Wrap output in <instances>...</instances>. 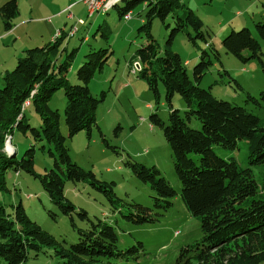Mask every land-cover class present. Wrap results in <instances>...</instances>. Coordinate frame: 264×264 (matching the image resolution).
I'll list each match as a JSON object with an SVG mask.
<instances>
[{
  "label": "trees",
  "instance_id": "trees-1",
  "mask_svg": "<svg viewBox=\"0 0 264 264\" xmlns=\"http://www.w3.org/2000/svg\"><path fill=\"white\" fill-rule=\"evenodd\" d=\"M123 6L115 5L119 17L130 12L137 3L146 7L144 24L139 27L147 37V43L136 51L138 76L143 78L149 90L159 99L158 85L165 90V100L170 105L167 123L158 114L150 115V123L161 128L170 147L174 172L180 182V197L186 210L199 220L201 240L179 250L175 264H259L264 261V171L255 177L252 166L264 167V118L246 106L216 98L210 89L199 83L209 69L210 60L206 51L200 54V62L193 67V79L187 73L185 62L179 54L169 48L176 32L192 28L194 35L188 38L196 44L201 39L210 45L203 23L180 0H123ZM264 10V2L262 3ZM181 10V13L178 11ZM18 11L16 0H8L0 6V16L5 29L12 27V19ZM172 15L175 26L171 29L167 47L157 55V42L150 34L153 18L161 21ZM257 36L264 40V22H256ZM74 34V33H73ZM104 35V34H103ZM62 33L41 46L26 49L15 66L6 71L0 86V185L5 182L7 172L24 171L37 178L52 204L71 217V225L77 231V241L70 244L59 242L29 218L21 203L8 214L0 203V264H25L30 256L38 257L46 249L52 250L63 264H125L129 258H138L141 243L127 249L118 246V235L113 225L105 220L88 219L84 210L76 207L64 196L65 181L87 182L101 192L116 212L126 207L122 217L132 224L154 222L152 209L135 202H124L114 192L115 183L97 178L91 170H85L71 160L65 145L66 138L60 132V114L49 106V100L58 89L65 98L64 123L68 137L79 131L91 134L96 125L95 111L104 95L91 94L88 83L96 69L101 70L107 57L105 49L90 51L77 69L79 83L70 84L66 73L74 51L59 62L62 53ZM207 36L209 34L207 33ZM225 52L241 59H261V47L252 31L243 27L232 30L222 40ZM65 49V48H64ZM248 50V55L242 52ZM103 55V56H102ZM154 60L157 66L154 67ZM241 90L242 88L239 87ZM174 95H179L185 104L183 114L171 107ZM245 102L256 108L264 106V90L257 96L246 93ZM29 101L28 105H24ZM32 106L39 117L38 128L28 124L25 108ZM194 118L199 128L189 123ZM29 135L35 142L46 141L52 149L53 166L42 174L34 170V146H30L20 159L14 151L4 150L6 137H12L13 129ZM104 144L109 146L103 137ZM239 141L246 144L247 166H240L235 156L221 157L213 146L235 150ZM43 148V146H42ZM133 175L149 186L153 192L154 208L167 210L177 191L167 182L155 166H145L129 156L123 161ZM77 213L87 225L77 227L72 219Z\"/></svg>",
  "mask_w": 264,
  "mask_h": 264
},
{
  "label": "rangeland",
  "instance_id": "rangeland-1",
  "mask_svg": "<svg viewBox=\"0 0 264 264\" xmlns=\"http://www.w3.org/2000/svg\"><path fill=\"white\" fill-rule=\"evenodd\" d=\"M263 2L264 0H180L184 8L191 9L202 21V31L210 45H206L201 39H195L196 44H193L186 33L194 35L190 27L176 32L169 45V48L186 62V70L191 79L193 67L200 62V54L206 51L204 58L210 60L211 64L199 86L210 89L218 99L246 106L261 118H264V106L256 108L247 104L245 96L246 93L257 96L264 90L262 63L258 58L241 59L225 52L222 40L232 30L249 28L260 43L261 59L264 63V40L257 36L254 29L256 22H264ZM41 3L43 2L40 0H34L35 9L32 16L34 20L44 21L34 24L33 31L37 35L43 33L42 42L45 44L50 36H54L55 30H63L60 39L62 53L58 60L65 61L66 55L74 51L66 73L70 84L79 83L76 72L78 67L87 61L88 57L85 55L88 52L106 50L103 55L107 59L102 69H96L88 83L93 96L100 97L101 93L104 95L103 101L95 111L96 125L92 127L89 137L83 130L68 137L64 123L65 98L62 89L56 90L49 100V106L57 109L60 114V132L66 138L65 145L71 160L81 168L94 172L100 180L114 182V192L124 202H135L151 208L156 220L143 224L125 221L122 216L128 212L127 208L123 206L120 210L112 212L106 197L87 182L65 181L64 196L74 204L76 212L84 210L88 219H101L113 225L118 235L119 248L127 249L141 243L142 249L137 253L138 258L131 257L125 264H175L182 247L201 240V231L199 220L186 210L181 201L180 182L174 172L170 147L163 137L162 130L150 123L151 114H158L167 123L170 105L165 100V90L159 83V99L156 102L146 81L137 73L135 51L147 43L145 32L138 30L145 21L144 3L135 4L130 10L131 18L128 20L123 16L119 17L115 7L107 13L96 12L88 16L83 0H49V4L45 3V6ZM27 4V1H24L22 7ZM69 4L74 8L69 9ZM46 6L49 10H46ZM119 6H123V2H120ZM57 8H62L60 17L53 15ZM178 12L181 13V10ZM78 17L84 20V24L77 22ZM47 18L49 24L45 21ZM174 26L175 21L171 14L164 21L159 18L152 19L149 31L157 42L158 56L163 55ZM72 27H76L77 31L69 35ZM33 44L34 47L41 46ZM242 54L248 55V50H244ZM156 66L157 62L154 60V67ZM171 107L183 114L185 104L179 95L173 96ZM25 116L31 126H40L39 117L32 106L25 108ZM189 125L192 128L200 127L199 121L194 118L190 120ZM103 137L118 153L104 144ZM11 144L17 159H20L30 146H34L36 173L42 174L52 168L53 157L49 154V149L52 148L46 141L35 142L29 135H24L15 128ZM213 150L223 158L233 155L240 166H247L244 161L247 154L244 141H239L233 151L218 145H214ZM126 156L145 166L157 167L177 191L171 207L165 211L154 208L153 192L124 166ZM251 168L256 178L264 171L262 165ZM4 178V184L0 185V203L6 213L12 214L14 207L21 203L29 218L59 242L68 245L77 241V231L71 225V217L62 214L57 206L50 202L37 178L24 171L7 172ZM72 219L77 227L84 228L87 225L77 213H73ZM25 264L63 262L52 250L46 249V252L38 257L30 256ZM259 264H264V261Z\"/></svg>",
  "mask_w": 264,
  "mask_h": 264
},
{
  "label": "crops",
  "instance_id": "crops-1",
  "mask_svg": "<svg viewBox=\"0 0 264 264\" xmlns=\"http://www.w3.org/2000/svg\"><path fill=\"white\" fill-rule=\"evenodd\" d=\"M6 1L8 0H0V6ZM24 1H27L28 3L26 7H22V3ZM16 2H17L18 11L14 16V18L12 19L13 24L10 29L4 28L3 19L0 16V84H2V77L4 73L6 71H10L12 67H14V65L17 62V59L23 55V52L26 49L30 47H34L33 43H36V45H42V44L44 45V43L42 42L43 33L40 32V34L37 35L33 31L34 24L44 21L43 19L34 20L32 16L35 9L34 0H16ZM40 2H43L41 3L43 6H45V3L49 4V0H40ZM70 6L71 5L69 4L67 7ZM45 8H48L46 10H49V7L46 6ZM71 8H74V6L73 7L71 6L69 9ZM53 13H54L53 15L60 17V14L62 13V8H57ZM72 15L75 16L74 13ZM77 19L83 20L81 17H78ZM48 20L49 18L45 19V21H47L49 24L50 22ZM56 31L58 30H55L54 34L56 33ZM50 37L51 38L47 41V43L52 41L53 36ZM84 40H86V38H84ZM12 149H13L12 151H14L13 145H12ZM14 154L16 155V151H14Z\"/></svg>",
  "mask_w": 264,
  "mask_h": 264
},
{
  "label": "built area",
  "instance_id": "built-area-1",
  "mask_svg": "<svg viewBox=\"0 0 264 264\" xmlns=\"http://www.w3.org/2000/svg\"><path fill=\"white\" fill-rule=\"evenodd\" d=\"M107 1L108 0H83L84 4L87 7L88 16L90 15L91 10H102L107 8ZM131 18V15L125 18V20H128ZM83 20H78V23H81ZM76 27H72L68 34L72 35L75 33ZM63 30L56 31L55 34H61ZM24 105H26V101L24 102ZM177 233V232H175Z\"/></svg>",
  "mask_w": 264,
  "mask_h": 264
},
{
  "label": "bare ground",
  "instance_id": "bare-ground-1",
  "mask_svg": "<svg viewBox=\"0 0 264 264\" xmlns=\"http://www.w3.org/2000/svg\"><path fill=\"white\" fill-rule=\"evenodd\" d=\"M122 0H108L107 1V8L106 9H102L101 11L100 10H91L90 12V15L91 16L92 14H94L95 12H108L110 9H112L115 5L119 4ZM131 13L128 12L126 13L125 15H123L124 19L127 18L128 16H130ZM80 24H84V21H82ZM77 30V29H76ZM75 30V31H76ZM60 34H54V37H57L59 36ZM29 101H26V105H28ZM4 150L7 151V152H10L12 151V145H11V142H10V137L7 136L6 137V140H5V145H4ZM176 234V233H175Z\"/></svg>",
  "mask_w": 264,
  "mask_h": 264
},
{
  "label": "water",
  "instance_id": "water-1",
  "mask_svg": "<svg viewBox=\"0 0 264 264\" xmlns=\"http://www.w3.org/2000/svg\"><path fill=\"white\" fill-rule=\"evenodd\" d=\"M13 156H15V154L13 153Z\"/></svg>",
  "mask_w": 264,
  "mask_h": 264
}]
</instances>
